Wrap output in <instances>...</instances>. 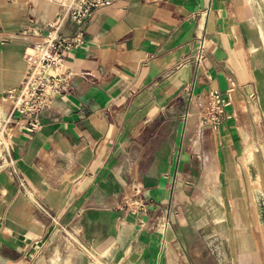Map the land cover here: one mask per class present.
Wrapping results in <instances>:
<instances>
[{
	"label": "crops",
	"instance_id": "obj_1",
	"mask_svg": "<svg viewBox=\"0 0 264 264\" xmlns=\"http://www.w3.org/2000/svg\"><path fill=\"white\" fill-rule=\"evenodd\" d=\"M67 2L0 0V117L26 50ZM252 6L112 0L82 24L66 23L63 33L85 35L66 52L71 85L41 112L38 131L16 127L0 169V264H224L221 254L196 252L195 238L182 235L190 224L171 214L185 211L179 198L190 202L192 181L198 195L227 196L218 185L260 141ZM213 89L231 94L216 129L202 123ZM130 198L143 206L125 209Z\"/></svg>",
	"mask_w": 264,
	"mask_h": 264
},
{
	"label": "rangeland",
	"instance_id": "obj_2",
	"mask_svg": "<svg viewBox=\"0 0 264 264\" xmlns=\"http://www.w3.org/2000/svg\"><path fill=\"white\" fill-rule=\"evenodd\" d=\"M252 8L251 21L259 41V48L252 55L259 56L263 68L260 76L264 77V0H253ZM256 101L263 113L260 141L257 146L254 143L256 147L248 145L242 153L238 174L231 171L228 176L232 178L218 185L227 196L198 195L196 188L200 182L192 181L194 196L189 198L190 202L179 198L180 209L185 211L171 214L176 222L190 224L182 235L195 238L196 252L205 256L221 254L226 260L224 264H264V83L259 85ZM237 104L246 108L241 96ZM211 183L213 187L215 182ZM125 203V209L134 210L132 198Z\"/></svg>",
	"mask_w": 264,
	"mask_h": 264
},
{
	"label": "built area",
	"instance_id": "obj_3",
	"mask_svg": "<svg viewBox=\"0 0 264 264\" xmlns=\"http://www.w3.org/2000/svg\"><path fill=\"white\" fill-rule=\"evenodd\" d=\"M112 0H68L67 5L50 25L42 39L29 47L24 55L25 72L19 86L8 90L3 98L10 103L7 114L0 117V169L11 161L12 138L17 126L30 132L42 126L41 112L53 101L54 96L65 93L72 81L74 71L69 65L66 52L79 47L85 41L83 31L76 34L62 32L68 21L82 24L97 10L106 7ZM206 43L197 48L198 60L205 58ZM231 104L230 90L213 89L204 108L202 123L218 128L228 117ZM133 203L140 202L132 198ZM140 206L143 204L140 202Z\"/></svg>",
	"mask_w": 264,
	"mask_h": 264
},
{
	"label": "bare ground",
	"instance_id": "obj_4",
	"mask_svg": "<svg viewBox=\"0 0 264 264\" xmlns=\"http://www.w3.org/2000/svg\"><path fill=\"white\" fill-rule=\"evenodd\" d=\"M216 158V157H215ZM215 193V192H214ZM205 194V193H204ZM206 195V194H205ZM204 195V196H205ZM206 197V196H205ZM240 205V204H239ZM214 206V205H213ZM219 206V205H218ZM209 207H211V205L209 206ZM215 207V206H214ZM217 207V206H216ZM221 210V209H220ZM194 213V212H193ZM244 213V212H243ZM199 215V214H198ZM201 215V214H200ZM216 215H218V214H216ZM237 216V215H236ZM213 218V217H212ZM224 218V217H223ZM205 219V218H204ZM209 220V219H208ZM226 220V219H225ZM222 223V222H221ZM220 224V223H219Z\"/></svg>",
	"mask_w": 264,
	"mask_h": 264
}]
</instances>
